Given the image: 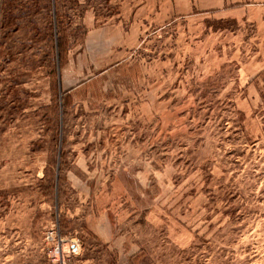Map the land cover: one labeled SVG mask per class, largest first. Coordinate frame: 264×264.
Returning a JSON list of instances; mask_svg holds the SVG:
<instances>
[{
  "label": "rangeland",
  "instance_id": "obj_1",
  "mask_svg": "<svg viewBox=\"0 0 264 264\" xmlns=\"http://www.w3.org/2000/svg\"><path fill=\"white\" fill-rule=\"evenodd\" d=\"M80 2L0 0V264H55L70 237L75 264H264L254 28L175 21L108 66Z\"/></svg>",
  "mask_w": 264,
  "mask_h": 264
},
{
  "label": "crops",
  "instance_id": "obj_2",
  "mask_svg": "<svg viewBox=\"0 0 264 264\" xmlns=\"http://www.w3.org/2000/svg\"><path fill=\"white\" fill-rule=\"evenodd\" d=\"M115 10L98 12L89 0H81L86 7L84 25L87 28L85 53L102 58L108 66L128 60L139 48L147 31L158 30L175 21L193 18L232 21L237 26H252L259 45L260 58L252 64L264 73V0H107ZM110 8V7H109ZM106 10V8L104 7ZM95 226V227H94ZM89 228L101 242L112 245L120 241L109 234L100 218ZM83 245V244H82ZM81 245V246H82ZM80 264H92L89 257L78 259Z\"/></svg>",
  "mask_w": 264,
  "mask_h": 264
},
{
  "label": "built area",
  "instance_id": "obj_3",
  "mask_svg": "<svg viewBox=\"0 0 264 264\" xmlns=\"http://www.w3.org/2000/svg\"><path fill=\"white\" fill-rule=\"evenodd\" d=\"M64 243H68L70 245L72 254L77 256L80 255L79 246L82 245V242L77 237L60 238L57 246L54 247L51 251L57 253V256L54 257L55 264H75L70 262L71 258H67V253H65V251L63 250Z\"/></svg>",
  "mask_w": 264,
  "mask_h": 264
}]
</instances>
